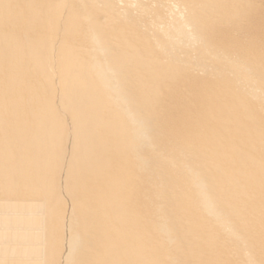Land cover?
<instances>
[{
  "label": "bare ground",
  "instance_id": "1",
  "mask_svg": "<svg viewBox=\"0 0 264 264\" xmlns=\"http://www.w3.org/2000/svg\"><path fill=\"white\" fill-rule=\"evenodd\" d=\"M0 264H264V0H0Z\"/></svg>",
  "mask_w": 264,
  "mask_h": 264
}]
</instances>
